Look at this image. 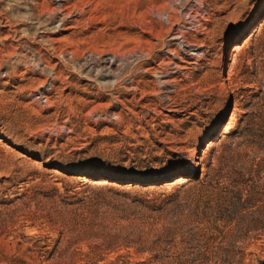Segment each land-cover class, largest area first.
<instances>
[{"label":"rangeland","instance_id":"374dc122","mask_svg":"<svg viewBox=\"0 0 264 264\" xmlns=\"http://www.w3.org/2000/svg\"><path fill=\"white\" fill-rule=\"evenodd\" d=\"M0 264H264V0H0Z\"/></svg>","mask_w":264,"mask_h":264},{"label":"bare ground","instance_id":"6f19581e","mask_svg":"<svg viewBox=\"0 0 264 264\" xmlns=\"http://www.w3.org/2000/svg\"><path fill=\"white\" fill-rule=\"evenodd\" d=\"M58 2L59 3H62V4H64V3H67V2H69V0H58ZM75 7V6H74ZM62 9V8H61ZM64 14V13H63ZM65 15V14H64ZM70 15V14H69ZM65 17V16H64ZM66 18H68L67 16H66ZM222 75V74H221ZM222 87H223V85H222ZM225 88V87H224ZM225 89H223V91H224ZM42 95H44V94H41L40 96H42ZM224 96V95H223ZM44 99H46V97H43ZM225 98V97H224Z\"/></svg>","mask_w":264,"mask_h":264}]
</instances>
